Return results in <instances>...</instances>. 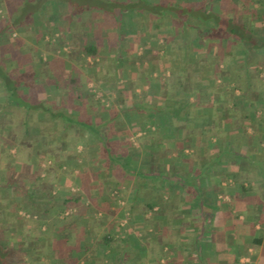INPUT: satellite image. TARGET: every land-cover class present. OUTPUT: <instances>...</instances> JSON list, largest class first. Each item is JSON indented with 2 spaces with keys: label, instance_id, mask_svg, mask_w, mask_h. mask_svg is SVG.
Returning <instances> with one entry per match:
<instances>
[{
  "label": "crops",
  "instance_id": "1",
  "mask_svg": "<svg viewBox=\"0 0 264 264\" xmlns=\"http://www.w3.org/2000/svg\"><path fill=\"white\" fill-rule=\"evenodd\" d=\"M9 1L0 0V28L3 30L0 34V58L4 57L9 63L15 59L18 69L25 71L30 63L24 62V54L11 50V45L18 43L22 53L29 51L28 57L41 58L44 53L36 45L40 42L48 43L47 34H55L57 26L63 24L66 17H77L78 12L83 9L91 14L106 12L103 7L94 4L95 0ZM219 4L223 6L224 1L219 0ZM64 5L67 12L63 9ZM56 12L62 15H55ZM91 17L94 16L89 15L85 20H93ZM83 26L84 22L71 31L70 34L74 35L73 39L70 35L72 43L78 44L81 41L78 33ZM68 57H72L71 54ZM7 62L5 61L8 67ZM8 69L11 70L9 67ZM21 70L11 72L15 74ZM1 87L0 85V89ZM241 89L244 94L245 84H242ZM262 90L261 93L247 90L250 93H247L246 98L233 101L224 98L223 89L219 94V104L211 114L191 117V120L198 119L205 124L209 123L213 128L212 133H206L212 134L211 139L218 144L215 154L221 156L215 162H208L205 157L189 161L188 157L193 149L180 147L184 141H178L180 144L177 146L175 141L159 142L158 138L151 135L150 143L142 144L139 152L148 155L145 153L147 150L152 156L148 155L149 159L140 154L134 156L138 162L137 169L151 171L150 180L139 192L136 191L132 178L111 179L112 169L104 168L99 155L101 150L96 146L98 142L92 144V156L82 157L83 154H89L90 149L84 139H93L92 134H65L64 138V134L39 135L43 160L65 164L68 153L74 154L76 159L71 160L70 164L76 174L71 191L81 196V202L93 203L87 209L89 226H96L98 219L92 217L98 215L100 218L102 213L106 214V224H102L105 235L113 234L117 229L114 224L120 221L122 214L116 211L118 202L113 192L117 191L124 197L126 205L130 206L127 208L133 214L132 228L128 234L133 231L138 235L151 234L156 237L160 250L157 252L154 245H151L150 250L153 254L156 251L158 261L154 262L149 257L150 261L146 260L148 263L158 264L163 250L167 248V264H264V89ZM203 104L207 105L208 102ZM1 106L3 107L0 101ZM53 127L61 131L60 121H55ZM68 136L73 140L70 145L64 140ZM224 139L227 140V145L223 144ZM155 144L157 146L153 148ZM48 167L53 166L48 164ZM114 167L113 164L112 168ZM57 177L56 180L52 179L54 184L59 183ZM52 181L45 179L42 185L48 186ZM100 189L103 190L102 195L96 198L95 192ZM105 202L106 206L101 208L99 203ZM149 204L152 205L151 208H148ZM22 234L28 235L29 240L32 239L29 225L24 227ZM64 234L69 239L75 238L73 228L61 235ZM29 240L26 249L30 250L37 245L39 259L54 247L58 257L51 259L50 264H64L62 245L39 246V243ZM114 245H97L92 264H110ZM146 250L147 248L143 249L144 252ZM29 254L35 259L36 255ZM135 255L136 257L119 259L118 263L129 264L137 259L138 252ZM85 260L82 257L79 264H85Z\"/></svg>",
  "mask_w": 264,
  "mask_h": 264
},
{
  "label": "trees",
  "instance_id": "2",
  "mask_svg": "<svg viewBox=\"0 0 264 264\" xmlns=\"http://www.w3.org/2000/svg\"><path fill=\"white\" fill-rule=\"evenodd\" d=\"M25 1L21 0V2ZM235 1L229 7H222L219 0H181L180 2H174L173 0H134L126 2V4H122L117 0H95L94 4L103 7L106 13H113L116 8H135L144 10L153 16L169 17L175 21L185 35L182 39V55L186 64V67L180 66L181 71L179 74L181 76H179L177 82L169 80L162 82L161 93L164 97L161 102H127L118 109L109 107L107 108L106 119L96 122L73 115L66 106L58 108L57 106H49L46 100L36 97L30 89L36 86L35 83L39 78L40 73L36 69L37 66L13 74L8 69L7 64L1 61L0 85L2 89L0 90V101L3 105L1 113L3 111L10 112L11 109L23 110V113H25L15 118L6 117L4 121H7L6 123L22 122L20 127L23 128L24 133L26 135L34 134L37 139L39 135L44 133L41 132L39 124L37 126L34 123L37 116L44 117L47 115L51 118V125L55 121H60L61 132H65L71 125L80 127V133L82 134L84 130H87L88 134L94 136L93 140L98 142L96 146L101 150L99 155L104 163V168L106 170L112 169L111 179L132 178L138 192L150 180L151 171L137 169L138 162L134 156L139 151L130 143L123 146L121 140H128L130 135L144 131L147 134L141 137V143L149 144L150 134L148 133L149 129H146V123L155 124L159 128L156 131L162 142L184 141L180 147H192L193 152L188 157L189 161L199 157L207 158L208 162L217 161L221 156L215 154L218 144L211 140L212 134L206 133V131L211 132L213 128L210 127L209 123L205 124L198 119L191 120V117L193 115L211 114L213 110L212 102L215 98H219V94L221 95L224 85L229 83V79L232 80L238 77L239 80L236 81L245 84L248 91L254 89L255 83H261L258 67L262 62L259 60L252 62L249 58L253 54H264V0ZM249 2L252 4L250 8H247ZM237 8H241L242 11L237 13ZM243 17H247L248 20L242 21ZM1 31L3 30L0 28V34ZM223 41L225 44H223ZM233 43L240 47V51H237L240 53L237 63L242 69L240 78L235 74L236 71L231 69V62L226 53L233 51L231 49ZM115 44H117L115 48L110 50L114 55L111 63L113 66L121 63L117 56L119 41ZM111 46L113 45L106 44V50L107 47L110 48ZM98 49L97 43H87L82 47L85 56L94 57L98 55ZM201 52L210 53L212 60L206 57L195 59V54ZM222 64L224 66H221ZM193 66L200 67L203 71L211 70L205 78H200V87L194 85V77L200 73L196 72V74L192 70ZM183 68L184 70H182ZM171 73L174 76V70ZM218 76H227L229 79L218 82ZM132 85L136 86L137 83L132 80ZM157 91H160L159 88H157ZM204 94L208 99L207 105H204L203 98L201 99ZM39 113H41L40 116ZM103 127L106 128L102 129ZM13 129L18 131V128ZM16 138L14 136V140L10 139L7 144L9 146L12 145V142L15 144ZM186 140H189V143H185ZM226 141L224 139V145L228 144ZM37 146L38 144L35 147ZM22 149H19V151ZM147 152L146 150L145 153L152 156L151 152ZM18 153L8 154L7 152L3 156L0 155L1 161L4 158L11 157L9 161L7 160L10 168H0V171L3 170L0 173V209L3 212L0 216V264H25L22 255L37 252V245L29 250L26 248L21 249L15 244L3 243L1 231L6 229V225L9 227L14 222L18 223L15 232L22 229L23 226L29 225L32 231L31 240L39 243V246L51 244L52 242L63 245L64 264H79L82 257L86 258L85 264H92L95 260L94 251L97 245L106 246L113 242L108 235H104L101 242L94 240V232L92 231L94 227L89 226V215L87 214L88 207L93 203L81 202V196L71 192L59 190L56 194H53L51 193L50 184L42 187L41 181L43 178L40 175L38 165L40 161L37 157L32 159V163L23 164L22 171H17L14 164H16ZM113 164L115 165L114 168H112ZM22 178L26 180H22ZM11 190H19L22 194L21 198L16 200L15 194ZM105 204L99 203V206L102 208ZM147 206L148 208L152 207L150 204ZM18 208L28 212V216L20 215ZM128 208H130L129 205ZM68 209V213H65ZM121 215H123V212ZM95 225V227L100 226L101 221L98 219ZM72 228L75 231L74 239L65 238L61 235L63 232L72 231ZM146 236L148 234L140 239L133 238L131 233L124 235L118 248H116L117 245H114L111 249L114 255L111 257L110 264H119V259L136 257L135 253L137 252L140 255L137 264H147L146 260H149V257L157 262L156 251L158 252L160 248L157 247L156 238L152 237L154 239L152 243L155 242L156 244L154 245L155 254L150 255L147 251H143L148 247L144 242L146 239L143 238ZM125 247L127 250L123 249ZM154 262H151V264Z\"/></svg>",
  "mask_w": 264,
  "mask_h": 264
},
{
  "label": "rangeland",
  "instance_id": "3",
  "mask_svg": "<svg viewBox=\"0 0 264 264\" xmlns=\"http://www.w3.org/2000/svg\"><path fill=\"white\" fill-rule=\"evenodd\" d=\"M7 1L9 0H5V2ZM20 1L21 0H16L15 3H18ZM119 1L122 4H126V2L134 0ZM173 1L180 2L181 0ZM223 1V6L225 7H229L236 2L235 0ZM251 4L252 3L249 2L246 7L250 8ZM63 9L65 11V5ZM241 11V8H237V13H240ZM78 13L79 14L77 17H66L67 20H63V24L57 26L55 34H53L52 36L50 34H47L46 39L48 43L44 44L40 42V44L36 45V47H39L40 51L42 50L41 52L44 53V56L41 55V58L28 57L30 56L28 53L29 51H26L27 53H22V51L20 50L21 46H19L18 43L11 45V50L15 49L16 53L24 54V62L28 61L30 63V66H27L26 70L31 67L35 68V66H37L36 69L40 73L39 78L35 83L37 87H31V92L36 97L46 100L49 106H57V108L66 106L67 108H69L73 115L96 122L106 119V115L108 113L107 108L109 107L118 109L127 102H161L164 97L161 93L163 87L162 82H164L165 80L177 82L179 76H181L179 74L181 71L180 68L182 66L186 67L185 61H183L184 56L182 55V39L183 37H185V35L180 30L179 25L169 17H162L163 19L154 20L153 17L157 18V16H153L144 10L129 8L124 9V7L116 8L113 13L100 11L91 14L89 11L84 9L80 10ZM1 14L2 12L0 13V17ZM54 14L59 15L60 12H56ZM89 15L94 16L91 17L93 20H85V18H87V16ZM247 20V17H243L242 19V21ZM82 22H84L83 29L79 30L78 33L80 34L78 36V39H80L81 41H79L78 44L72 43L71 39H73L74 35L70 33L72 30H74V28L80 27ZM70 35L72 36L71 39ZM117 41H119L117 56L118 59L121 60V63L113 66L111 65V63L114 55L110 50L115 48V46L117 45L115 43ZM87 43H97L99 46V54L94 57L90 55L85 56L82 51V47ZM106 44L113 46H111L110 48L107 47L106 50ZM223 44H225L224 41ZM239 48V45L233 43L231 46V49H233V51L231 53H226L227 57H229L228 59H230L229 61L231 62V69H234V71H236L235 74H237L240 78L242 69L237 63V59L240 56V53L237 52L240 51ZM68 54H71L72 57H68ZM209 54L201 52L195 54L194 57L195 59L206 57L209 60H212ZM258 55L259 57H257L256 54H253L252 56H250L249 60L252 62H255V60H259L260 62H262V64H260L258 67L260 69L259 77L261 78V83L257 82V84L255 83L253 87L254 91H258V93H261L263 92L262 89H264V54L259 53ZM3 58H0V60H4ZM5 61L7 62L8 60H4V62ZM32 61H34V63H31ZM7 63L9 65L8 67L11 70H14L15 72L16 70H21L18 69L19 65L16 63L15 59L13 61L10 60V63ZM221 66L224 65L222 64ZM173 70L175 72L174 76L171 73V71ZM182 70H184V68ZM192 70L195 73H200L199 75H195L194 77L195 87H200V78H205V76H207V74L211 72V70L203 71L200 67L194 66L192 67ZM222 79L228 80L229 77H217L218 82L222 81ZM237 79L238 77H235L232 80L229 79V83L224 85L225 99L239 101L246 98V96L251 92V90L250 92L246 90L243 94L241 91L242 84L236 81ZM132 80L134 83H137L136 86L132 85ZM157 88H159L160 91H157ZM202 98L203 102H208L206 94H204V97H201V99ZM218 102L219 98H215L214 102H212L213 110L214 107L219 104ZM1 112L2 106L0 107V155L3 156L7 152L8 154H16L18 153L19 149L23 148L17 155V159L15 161L16 164L13 163L17 167V171H22L23 164L32 163V159L34 157H37L40 161L38 162L40 175L43 178L41 181V185L45 179L51 182L52 179L56 180L55 177L58 176L57 178L59 183H55V185L52 181V184H50L51 193L56 194V192H58L59 190L63 192L75 193V191H71V185L73 184L72 180L75 179L76 171L75 169H71L70 164L71 160H74V158L76 159L74 154L71 155V152L68 153L67 157H65V164H53L48 161H44V154H42L43 152L40 145L41 140H39L40 138L37 139L36 135L34 136V134L26 135L23 128L20 127V124H22V122L20 121H16L17 123H6L7 121H4L6 117L15 118L17 116L24 115L25 113H23V110L11 109L10 112ZM40 114L41 113H39V116ZM50 119L51 118L47 115L44 117L37 116V118L35 119L36 121L34 123H36L37 126L39 124V128L41 127V132H44L43 134H64L63 138L65 137V134H82L80 133V127L72 125L69 126L65 132L56 130L53 127L54 124L51 125L52 121H50ZM9 124L10 126H8ZM13 128H18V131L14 130ZM104 128L106 127H103L102 129ZM156 128L158 127L155 124L146 123V129H149L148 133L150 134V136L152 135L158 138ZM47 130L49 131L45 132ZM83 132V134H88L87 130H84ZM144 134L147 133H145L144 131L137 132L130 135L128 137V140L122 139L121 143L123 146H126L128 145V143H130L131 146L137 148V151H140V148L142 146L140 137H142ZM14 136L17 137L15 140V144H13L14 142H12V145L9 146V144L7 143L10 139L14 140ZM64 140L67 145H70L73 141L70 136H68V138L66 137ZM211 140L215 142L213 139ZM84 141L90 149L89 154H83V158L88 157V155H93L92 144L95 143V141L91 137H86ZM158 141L162 142V140H160L159 138ZM185 143H189V140H186ZM36 144H38L37 147H35ZM179 144V142H176L177 146H179ZM7 146L9 148H6ZM155 146H157V144L152 147L155 148ZM142 151L144 152V149H142ZM139 154L141 156L143 155L140 152L137 153V155ZM143 156V158L149 159L148 155L144 154ZM10 158L11 157H7L6 159L4 158L3 161L0 160V168L3 169L9 167L7 160L9 161ZM48 164L52 165L53 167H48ZM2 172L3 170L0 171V173ZM22 180L26 179L22 178ZM57 185L58 187H56ZM61 186L63 188H61ZM64 186L67 189L64 188ZM11 192L15 194L16 200L21 198L20 196L22 194L19 190H11ZM102 192L103 190L100 189L95 192V195L97 194L96 196L99 195L100 197L102 195ZM113 193L118 202L116 211H118L120 214L121 212L124 213L123 215H121L120 221L114 224L117 229H115L113 231V234L110 235L113 241L112 244L116 243V248H118V246L121 244L120 240L123 237L122 235H126L128 234V231H131V223H133L131 222V220L133 214L127 208L128 205L126 206L125 198L120 196L117 191H114ZM105 206L106 204L104 205V207ZM68 211L65 213H68ZM18 213L22 216H28L27 214H29L22 208H18ZM2 214L3 212L0 209V216ZM105 215L104 213H102L100 215V218L98 217V215H96L95 218L92 217L93 219H99L101 221L100 226L92 228V231L94 232V240L96 242H101V239L105 235L103 233V226L106 224ZM91 222L93 223L94 220H91ZM16 224L17 223L14 222L11 223L9 227L7 225L5 226L6 229L1 231V240L5 244H15L18 245L19 248L24 249L27 247V241L29 240V237H27L28 235L22 234L24 226L22 229H19V231L15 232ZM129 233H131L133 238L141 239L142 236H144L138 235L133 231ZM148 236H146L147 238H143L146 239V241L144 242H146V245L148 246L146 250L147 253L152 255L153 252H151L150 247L151 245H156L155 242L152 243L154 240L152 237H156L151 234H148ZM63 237H67V235L64 234ZM30 241L31 239L29 240V242ZM52 243L51 245H56V242ZM62 249L64 250L63 245ZM123 249L127 250L126 247ZM33 254L39 256L40 253L34 252ZM57 254L58 253L56 252V249L52 247L51 251L46 252L45 257L44 255H42L40 259V256H36L34 257L35 259H32V256H30V254H23L22 260H25V264H50L51 259L53 260L55 259V257H58ZM139 256L140 255L138 254V259H133V261L129 264H137ZM168 259L169 257L167 254V248H165L163 250V254L159 258L158 264H167ZM147 261L149 260L147 259ZM147 264L151 263L147 262Z\"/></svg>",
  "mask_w": 264,
  "mask_h": 264
}]
</instances>
